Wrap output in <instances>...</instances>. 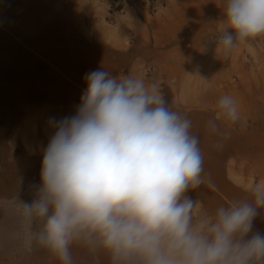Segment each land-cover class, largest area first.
<instances>
[{
  "label": "clouds",
  "instance_id": "9594fccd",
  "mask_svg": "<svg viewBox=\"0 0 264 264\" xmlns=\"http://www.w3.org/2000/svg\"><path fill=\"white\" fill-rule=\"evenodd\" d=\"M225 16V51L264 36V0H226ZM84 79L75 113L48 121L31 198H0L26 248L46 249L61 264H73L74 244L102 251L110 264H264V231L255 227L264 182L210 217L195 215L187 193L204 183V169L192 120L142 78L99 68ZM240 119L238 102L225 94L206 127L227 135L218 122Z\"/></svg>",
  "mask_w": 264,
  "mask_h": 264
},
{
  "label": "rangeland",
  "instance_id": "374dc122",
  "mask_svg": "<svg viewBox=\"0 0 264 264\" xmlns=\"http://www.w3.org/2000/svg\"><path fill=\"white\" fill-rule=\"evenodd\" d=\"M0 1L3 4L11 2ZM62 1L65 4L72 3L78 9L76 12L72 11L73 15L70 17L71 28L79 35H90L96 43H109L111 41H104L98 30H122L128 52L136 51L135 56L126 57V63L119 71L122 77L138 75L145 81L162 79L154 62V52L159 51L166 54L160 57L164 62L174 65L175 60L181 59L183 68L190 70L198 69L190 66L195 61H207V66L202 69L206 70L207 75H222L223 90H227L228 85H238L241 113L240 152L244 150L248 154L240 156L238 172L233 175L231 182L233 188L235 186L246 195L255 182H264V36L237 41L232 49L225 51L220 40L228 28L225 16L226 0H166L165 5L158 6L156 10L151 9L147 2L135 10L130 8L114 12L110 11L108 0ZM0 9V18H4L5 22L6 12L1 4ZM5 23L4 26L7 27V21ZM53 32L59 36L63 33L60 27ZM24 47L37 57L33 58L36 60L33 63L36 67L34 73L38 75L46 65L54 69L45 54L26 43ZM1 56L2 53L0 58ZM16 70L15 66L0 67V148H7L0 153V197L12 198L21 194L23 199H30L29 188L24 180L21 186L19 177H24L25 173L33 172L38 165L41 166L43 148L51 134L49 119L73 115L78 104L76 101L59 102L50 99L48 95H51V83L42 80L39 83L25 82L26 76L17 75ZM39 86L43 87L42 93L46 97H40ZM27 100H30V108L23 111L22 104ZM243 109H246V113ZM18 127L25 128L28 133L40 130V145L21 143L15 133ZM251 145L254 147L251 148ZM242 158L246 160H241ZM236 193V199L246 197L237 190ZM187 195L196 201L195 215L210 217L214 214L215 211L205 209L206 203L200 196L190 193ZM221 197L224 205L230 203L225 195ZM215 204L217 207L223 205ZM13 217L0 212V259L5 260L6 264H41L34 255H47L48 251H29L19 224ZM260 224L264 226V216L255 221V227L259 230ZM71 252L73 264H110L109 257L102 251H92L74 244Z\"/></svg>",
  "mask_w": 264,
  "mask_h": 264
},
{
  "label": "crops",
  "instance_id": "0c3cea01",
  "mask_svg": "<svg viewBox=\"0 0 264 264\" xmlns=\"http://www.w3.org/2000/svg\"><path fill=\"white\" fill-rule=\"evenodd\" d=\"M0 4L4 7V12L11 7L18 10L12 19L6 18L11 26H4L6 21L0 18V67L15 66L17 75L26 76L25 82L39 83V80H42L51 83L52 91L51 95H48L50 99L59 102L76 101L79 105L86 87L84 78L87 73L103 68L114 76L122 77L119 71L126 63V57L136 54V51L128 52L122 30H98L104 41H111L109 43H96L90 35L77 34L76 30L71 28L70 16L73 15L72 11L76 12L78 9L74 8L72 3L65 4L62 0H11L9 4H3L1 1ZM64 24L67 26H63ZM57 27L63 31L60 36L53 32ZM25 43L45 54L54 69L46 65L38 75L34 73L36 67L33 63L37 57L24 47ZM154 55V62L162 79L146 83L157 84L169 106L192 120L191 131L199 137L203 153L204 183L198 188L190 189L188 193L200 196L206 203L205 209L209 211L218 208L215 203L223 204V195L230 202L236 200V190L239 194L247 196L235 186L233 188L231 182L233 175L238 172L240 156L248 154L244 150L240 152V120L236 124L218 122L221 130L227 132V135L210 133L206 127L221 96H233L240 108L239 86L228 85V89L223 90L222 75H207L206 70L202 69L207 66L205 60L195 61L194 65L190 66L198 69L190 70L183 68L181 59L175 60L174 65H171L160 59L166 56L165 53L155 51ZM39 92L40 97H46V94L42 93L43 87L39 86ZM245 111L246 109H243L244 113ZM241 160L245 161L246 158ZM260 227L264 231L262 224Z\"/></svg>",
  "mask_w": 264,
  "mask_h": 264
},
{
  "label": "bare ground",
  "instance_id": "6f19581e",
  "mask_svg": "<svg viewBox=\"0 0 264 264\" xmlns=\"http://www.w3.org/2000/svg\"><path fill=\"white\" fill-rule=\"evenodd\" d=\"M2 8H4L2 6ZM1 11V9H0ZM18 10H16L14 7L13 9H10L6 12V18L8 17L9 19H12L16 13H17ZM44 14V13H43ZM8 22V21H7ZM11 22V21H10ZM29 23V22H28ZM8 26H10L9 23H7ZM3 62V61H2ZM231 87V86H230ZM233 88V86H232ZM69 93V92H68ZM240 94V93H238ZM39 96V95H38ZM58 96V95H57ZM33 98V97H32ZM55 98V97H54ZM259 98V97H258ZM29 102L30 100H27V101H24L23 104H22V109L23 111H26L30 108V105H29ZM5 131V130H4ZM15 133L17 134V137L18 139L21 140V143H23L24 145L25 144H33V145H37L39 144L40 145V135H41V131L40 130H36V132L34 133H28L27 130H25V128L23 129H18L15 131ZM2 134V132H1ZM10 135V134H9ZM17 139V140H18ZM11 141V140H10ZM13 141V140H12ZM10 144V143H9ZM8 144V145H9ZM13 144H16L13 142ZM11 145V144H10ZM9 147V146H8ZM5 148L6 146H2L0 148V153L2 152H5ZM11 148V147H10ZM7 149V148H6ZM17 155V154H16ZM10 156V154H9ZM23 157V155L21 156ZM28 158V157H27ZM28 160V159H27ZM12 162V161H11ZM31 162V161H30ZM38 162V161H37ZM36 162V163H37ZM29 163V162H28ZM33 163V162H32ZM35 163V165H36ZM40 163V162H39ZM14 165V164H13ZM34 165V164H33ZM20 167V166H19ZM40 165H38V167L36 168V170H34L33 172H29V173H25L24 177H23V180L24 182L26 183V185L28 186L29 188V184L30 183H39V180H40V177H39V173H40ZM10 168V167H9ZM26 172V171H25ZM18 173V172H17ZM23 173V172H22ZM15 174V173H14ZM10 176V175H9ZM0 198H6V197H0ZM14 218V217H13ZM15 222L18 223L17 219L15 218ZM34 256H36V260H38V262H40L41 264H61V262L58 260V258H56L53 254H51L49 251L47 253V255H41V254H35ZM35 260V261H36ZM33 262V261H32ZM106 262V261H105ZM107 263V262H106ZM0 264H6V261L5 260H1L0 259ZM20 264H26V262H22Z\"/></svg>",
  "mask_w": 264,
  "mask_h": 264
},
{
  "label": "trees",
  "instance_id": "16d2710c",
  "mask_svg": "<svg viewBox=\"0 0 264 264\" xmlns=\"http://www.w3.org/2000/svg\"><path fill=\"white\" fill-rule=\"evenodd\" d=\"M110 4V11H122L128 9H137L141 5L149 2V7L156 10L158 6L165 5L166 0H108Z\"/></svg>",
  "mask_w": 264,
  "mask_h": 264
}]
</instances>
